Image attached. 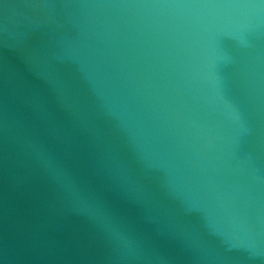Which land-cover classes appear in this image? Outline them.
Here are the masks:
<instances>
[{
	"label": "water",
	"instance_id": "1",
	"mask_svg": "<svg viewBox=\"0 0 264 264\" xmlns=\"http://www.w3.org/2000/svg\"><path fill=\"white\" fill-rule=\"evenodd\" d=\"M0 264H264V0H0Z\"/></svg>",
	"mask_w": 264,
	"mask_h": 264
}]
</instances>
